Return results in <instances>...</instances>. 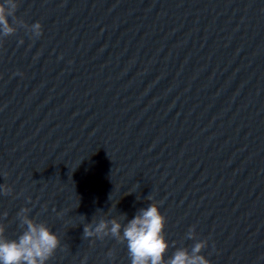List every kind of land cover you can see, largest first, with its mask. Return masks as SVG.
<instances>
[{
    "label": "water",
    "instance_id": "1",
    "mask_svg": "<svg viewBox=\"0 0 264 264\" xmlns=\"http://www.w3.org/2000/svg\"><path fill=\"white\" fill-rule=\"evenodd\" d=\"M16 16L42 35L0 40V157L264 46V0H19Z\"/></svg>",
    "mask_w": 264,
    "mask_h": 264
},
{
    "label": "clouds",
    "instance_id": "2",
    "mask_svg": "<svg viewBox=\"0 0 264 264\" xmlns=\"http://www.w3.org/2000/svg\"><path fill=\"white\" fill-rule=\"evenodd\" d=\"M18 6L19 0L0 2V40L15 34L20 27L27 29L34 38L42 35V25L39 22L28 25L16 16ZM9 17L12 18V23L9 22ZM0 192L8 195L11 189L3 185L0 186ZM147 199L151 200L152 197L148 196ZM28 212V208H22L17 213L20 227L24 230L16 239L7 238L6 226L0 223V264H47L60 247V238L45 223L29 218ZM3 215L6 217L7 213ZM121 216L122 220L101 217L85 223L83 238L103 240L111 237L125 243L130 264H210L201 254L207 245L206 241L196 242L190 252L186 248H179L165 259L169 248L164 234L166 218L161 214L157 203H150L147 208L140 209L130 220L125 215ZM187 237L195 238L194 228L188 231ZM108 255L111 257L112 253L109 252Z\"/></svg>",
    "mask_w": 264,
    "mask_h": 264
}]
</instances>
